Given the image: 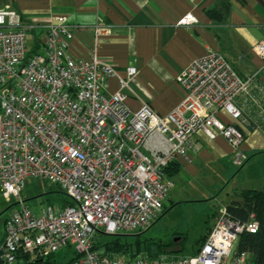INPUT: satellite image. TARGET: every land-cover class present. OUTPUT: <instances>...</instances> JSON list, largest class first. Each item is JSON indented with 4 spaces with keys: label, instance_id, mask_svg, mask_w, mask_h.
I'll list each match as a JSON object with an SVG mask.
<instances>
[{
    "label": "built area",
    "instance_id": "2783aa9c",
    "mask_svg": "<svg viewBox=\"0 0 264 264\" xmlns=\"http://www.w3.org/2000/svg\"><path fill=\"white\" fill-rule=\"evenodd\" d=\"M41 24L14 9H0V192L10 203L0 261L14 264L23 254L47 256L69 248V264H255L238 250L247 221L219 208L209 235L192 255L135 257L95 248L101 234L149 229L163 213L174 181L166 168L190 160V138L198 131L225 137L235 148L233 163L243 165V127L264 133V85L255 74L242 76L219 51L196 58L179 77L181 102L159 114L148 102L138 111L126 104L128 77L97 54L74 57L68 47L73 28L67 16ZM188 13L179 21L193 25ZM96 26L95 32L112 31ZM36 35L28 48V33ZM263 61L264 39L254 45ZM111 78L119 88L108 93ZM226 111L234 122L220 116ZM40 178L58 185L71 201L36 213L25 185Z\"/></svg>",
    "mask_w": 264,
    "mask_h": 264
},
{
    "label": "crops",
    "instance_id": "0c3cea01",
    "mask_svg": "<svg viewBox=\"0 0 264 264\" xmlns=\"http://www.w3.org/2000/svg\"><path fill=\"white\" fill-rule=\"evenodd\" d=\"M0 9H14L41 24L57 23L65 15L73 28L68 47L72 56L95 53L125 78L128 68L135 67L137 74L125 92L133 111L148 102L159 114H168L183 97L181 72L210 51H219L239 74H255L264 85L263 61L253 49L264 39V0H0ZM188 13L198 22L179 24ZM96 26L113 29L96 33ZM118 88V78H111L107 92ZM220 116L234 122L224 110ZM243 130L245 164L260 177L264 133ZM189 154L188 161L176 160L175 183L187 184L196 199L213 195L216 181L233 163L235 148L222 135L210 138L198 131L190 138Z\"/></svg>",
    "mask_w": 264,
    "mask_h": 264
},
{
    "label": "rangeland",
    "instance_id": "374dc122",
    "mask_svg": "<svg viewBox=\"0 0 264 264\" xmlns=\"http://www.w3.org/2000/svg\"><path fill=\"white\" fill-rule=\"evenodd\" d=\"M35 41L36 35L29 32L27 45L30 50L34 48ZM245 163L243 165L228 164L229 171L226 170L225 177L218 178L216 181V186L213 188L214 194L202 193L203 198L200 199L193 197L187 184L184 185L179 181L175 183L172 177L174 184L165 202V213L149 229L142 233L132 232L129 233L132 235L125 237L132 241H135L133 238L159 239L167 244L161 255L169 257L192 255L209 235L220 207L228 205L233 200L241 201L240 194L243 189L264 188V175L257 177L255 169L253 173L252 167ZM23 193L27 203L36 213H40L42 208L49 205L55 208L60 207L68 198L58 185L40 178L29 179ZM11 204L0 192V240L5 233V221ZM74 255L75 252L69 248L55 253L56 258L62 262L68 261Z\"/></svg>",
    "mask_w": 264,
    "mask_h": 264
},
{
    "label": "trees",
    "instance_id": "16d2710c",
    "mask_svg": "<svg viewBox=\"0 0 264 264\" xmlns=\"http://www.w3.org/2000/svg\"><path fill=\"white\" fill-rule=\"evenodd\" d=\"M178 168L179 167L176 161L172 162L169 166H167L165 170L167 176L169 178L174 177V175L178 172ZM240 196L242 200H233L230 204L227 205V210L232 217L240 219L242 221H247L250 217V214L252 212H255L256 217L259 221V229L254 233H243L238 241V250L249 252L252 256L253 263L264 264V190L246 188L241 191ZM70 203L71 201L66 198L65 201L62 202L61 206H66ZM165 211L166 208L164 209L163 213H165ZM142 232L143 231L139 233ZM127 235L132 234L103 233L97 238L95 248H103L104 251L108 254H123L129 257H135L138 255L157 257L161 255V252H163V249L167 245L159 239L140 240L137 238H133L135 239V241H132L125 237ZM198 251L199 249L196 250V252H194L193 254L197 253ZM77 257L78 255L77 253H75V255L71 259L66 262H62L56 258L55 253L49 254L47 256L23 254L14 264H69L73 260L77 259ZM0 264L6 263L0 261Z\"/></svg>",
    "mask_w": 264,
    "mask_h": 264
}]
</instances>
